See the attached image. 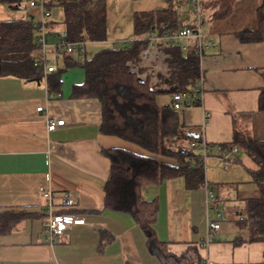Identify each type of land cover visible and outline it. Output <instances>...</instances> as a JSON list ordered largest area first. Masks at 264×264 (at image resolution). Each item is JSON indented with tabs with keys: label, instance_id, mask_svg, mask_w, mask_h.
<instances>
[{
	"label": "crops",
	"instance_id": "crops-1",
	"mask_svg": "<svg viewBox=\"0 0 264 264\" xmlns=\"http://www.w3.org/2000/svg\"><path fill=\"white\" fill-rule=\"evenodd\" d=\"M105 1L107 40L86 43L83 55L75 54L83 61L134 41L137 13L170 6L169 0ZM29 3L17 11L0 3V26L18 19H41L40 10ZM199 4L201 32L211 42L200 59L203 99L201 105L181 111L180 117L213 145L205 162V186L217 195V210L207 211L205 187L188 189L183 177L145 185L141 198L158 202L157 238L180 258L169 259V264H264V243L250 242L248 230L237 225L234 215L245 209L248 199L261 196L249 172L255 166L234 140L237 134L264 141V111L257 106L264 87V36L256 43L238 36L241 31L257 29L255 15L264 0H200ZM174 5L182 12V27L197 23L191 0ZM184 5L192 6L195 18L183 12ZM53 9L47 24H53L49 30L56 32L62 28L53 19ZM239 14L248 16L247 22L237 19ZM188 44L195 47L196 41ZM139 78L152 89H168L166 80L151 69H143ZM61 79L60 93L50 94L45 77L39 83L0 77V210L31 214L12 232L0 235V264H164L149 252L145 234L133 218L104 206L112 166L105 151L147 152L101 133L103 115L98 99L72 97L73 88L85 80L83 69L72 68ZM157 103L172 105V95H158ZM40 107L43 111L37 110ZM51 120L65 124L48 131ZM233 147L240 152L235 153ZM41 187L52 191L56 211L85 220L55 243L49 241L46 231L47 202L38 192ZM66 195L74 201L71 209L62 207ZM217 212L223 218L221 228L206 244L208 220H215ZM203 213L204 222L200 220ZM210 213H214L212 217Z\"/></svg>",
	"mask_w": 264,
	"mask_h": 264
},
{
	"label": "trees",
	"instance_id": "trees-1",
	"mask_svg": "<svg viewBox=\"0 0 264 264\" xmlns=\"http://www.w3.org/2000/svg\"><path fill=\"white\" fill-rule=\"evenodd\" d=\"M26 1L30 2L0 0V3L17 11L23 8ZM189 1L169 0L168 9L137 13L134 17L135 40L120 49L102 50L89 61H83L75 54L56 53L57 67L46 75L48 91L58 94L63 75L75 67L83 69L85 80L73 88L72 97L98 99L103 115L101 133L120 138L147 152L141 155L119 148L105 151L112 166L104 190V206L133 218L145 234L149 252L164 264H169V259L178 261L180 258L171 254L166 243L157 238L154 226L159 205L156 200L143 201L141 190L145 185H160L178 177L185 179L188 189H199L206 185V169L205 163L200 161L202 152L192 147L193 143L204 142L203 137L183 123L181 112L173 105H158L157 96L167 94L173 97L177 93L191 91L198 81L204 80L201 56L193 46H189L185 52L179 48L162 51L167 71L160 73V76L168 85V89L162 91L152 89L147 81H141L131 64H138L142 60L141 53L150 45L152 32L162 36L164 32L183 28L179 17L180 7L176 8L174 4L183 5ZM45 7L49 11L54 7L63 9L64 22L59 29L68 32L70 43L107 40L105 0H45ZM255 16L257 29L241 31L238 36L243 41L256 43L263 39L264 5L256 11ZM51 25H48L49 29ZM186 27L194 28L195 25ZM36 31L30 20L18 19L1 24L0 77L43 80L44 64ZM257 106L259 111H264V87ZM234 141L240 144L243 155L253 162L254 170L249 172L261 191L260 197L246 201L244 210L234 212L235 221L239 227L248 230L250 242L264 243V141H255L247 136L240 138L237 134ZM207 147L210 153L213 145L208 144ZM166 159L176 161V164ZM30 216L25 211L0 210V235L12 232Z\"/></svg>",
	"mask_w": 264,
	"mask_h": 264
},
{
	"label": "built area",
	"instance_id": "built-area-1",
	"mask_svg": "<svg viewBox=\"0 0 264 264\" xmlns=\"http://www.w3.org/2000/svg\"><path fill=\"white\" fill-rule=\"evenodd\" d=\"M193 7L198 11L197 15V23L195 24L194 28L183 27L177 31L171 32H164L162 36L155 34L154 32L151 33L150 36V45L146 47L145 50L142 51L141 57L142 62H145L149 57H152L155 54L162 53V51L168 48H179L182 52H185L189 48L188 42L190 40L196 41V52L201 57L203 56L204 52L207 48L211 45V42L206 40V37L203 36L201 32V24L202 21L199 18V9H200V0H191ZM30 7L38 8L42 14V18L35 23V27L37 28V36L36 40L39 44L40 51H41V58L44 64V76L48 73L53 72L58 64L57 56L55 59H49L47 57L48 53H52L57 55L56 53H68V54H82L84 53L85 44H74L70 43L68 40V32L64 29L51 32L47 24V19L51 16L49 10H46L45 7V0H30L29 3ZM52 37L54 40L53 44H49V39ZM163 54V53H162ZM165 57V55L163 54ZM166 68V65H164ZM133 70V69H132ZM136 72L135 70H133ZM167 71V68H166ZM137 73V72H136ZM203 81L200 80L197 82L195 87L191 89V91L177 93L172 97V105L178 111H183L185 108L194 106V105H201L203 99ZM38 111H43V108L40 107L37 109ZM65 121L62 120H51L47 125L48 131H55L58 128L64 126ZM208 144L204 140V142L200 144L193 143L192 147L199 149L202 152V156L200 161L203 163L206 162L207 157L209 156L208 151ZM233 151L235 153H239L240 151L238 148L233 147ZM207 191V211L210 210H217L218 204V197L213 192V190L209 189L206 186ZM40 194L44 197L47 202L46 206V231L49 237V241L51 243H55L59 237H61L66 231L70 230L74 225H81L85 223L83 217L77 216L72 213H60L56 211L55 206L53 205V193L50 190H46L44 188H40ZM62 207L71 209L74 207V201L69 195L62 200ZM221 221H223L221 213L217 212V218L215 220H208V231L206 237V244L210 243L213 240L214 236L218 233L221 228ZM211 264V263H210Z\"/></svg>",
	"mask_w": 264,
	"mask_h": 264
},
{
	"label": "rangeland",
	"instance_id": "rangeland-1",
	"mask_svg": "<svg viewBox=\"0 0 264 264\" xmlns=\"http://www.w3.org/2000/svg\"><path fill=\"white\" fill-rule=\"evenodd\" d=\"M191 7H190V5H184L183 6V8H184L183 12L185 14L188 13V15L194 17V10L191 9ZM181 15H182V12L179 11L180 20H181ZM194 18H193V20H194ZM53 19L55 20V22L59 26L62 25V23L64 22V12H63L62 8L55 7L53 9ZM237 19H245L244 21L247 22L248 16H242V15L239 14L237 16ZM39 20L40 19H33V20H30V21H32L35 24ZM210 22H212V19H210V17H209L208 18V23H210ZM53 43H54V40L52 38H50L49 39V44H53ZM121 47H122L121 45H117L116 49H120ZM47 57L49 59H55L56 56L54 54H52V53H48ZM164 59H165V57L163 56V54L158 52V54H155L152 57H149L145 62L140 61L138 64H131V68L133 70H135L140 75V77L142 75L143 69H145V70H150L151 69V70L155 71L156 74H158V73L164 74V73H166V68L162 65V61H164ZM75 68H79V67H75ZM83 72H84V70H83ZM84 74H85V72H84ZM163 85H165V84L163 83ZM205 188H206V186H205ZM210 214H211V217H212V214H214V213H210ZM201 218H202L203 222L206 220L205 213L200 215V220H201Z\"/></svg>",
	"mask_w": 264,
	"mask_h": 264
},
{
	"label": "water",
	"instance_id": "water-1",
	"mask_svg": "<svg viewBox=\"0 0 264 264\" xmlns=\"http://www.w3.org/2000/svg\"><path fill=\"white\" fill-rule=\"evenodd\" d=\"M35 82L39 83V80L37 79V80H35Z\"/></svg>",
	"mask_w": 264,
	"mask_h": 264
},
{
	"label": "bare ground",
	"instance_id": "bare-ground-1",
	"mask_svg": "<svg viewBox=\"0 0 264 264\" xmlns=\"http://www.w3.org/2000/svg\"><path fill=\"white\" fill-rule=\"evenodd\" d=\"M69 38V37H68Z\"/></svg>",
	"mask_w": 264,
	"mask_h": 264
}]
</instances>
